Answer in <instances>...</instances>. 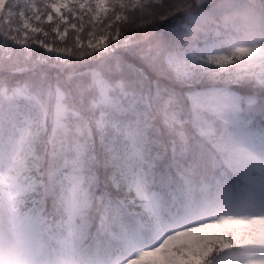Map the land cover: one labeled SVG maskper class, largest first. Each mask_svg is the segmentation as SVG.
Returning a JSON list of instances; mask_svg holds the SVG:
<instances>
[{
  "label": "snow or ice",
  "instance_id": "obj_1",
  "mask_svg": "<svg viewBox=\"0 0 264 264\" xmlns=\"http://www.w3.org/2000/svg\"><path fill=\"white\" fill-rule=\"evenodd\" d=\"M0 264H264V0H0Z\"/></svg>",
  "mask_w": 264,
  "mask_h": 264
},
{
  "label": "clouds",
  "instance_id": "obj_2",
  "mask_svg": "<svg viewBox=\"0 0 264 264\" xmlns=\"http://www.w3.org/2000/svg\"><path fill=\"white\" fill-rule=\"evenodd\" d=\"M260 34V30L259 29H257V36Z\"/></svg>",
  "mask_w": 264,
  "mask_h": 264
}]
</instances>
